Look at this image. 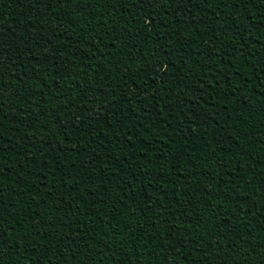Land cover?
<instances>
[{
	"label": "trees",
	"instance_id": "16d2710c",
	"mask_svg": "<svg viewBox=\"0 0 264 264\" xmlns=\"http://www.w3.org/2000/svg\"><path fill=\"white\" fill-rule=\"evenodd\" d=\"M0 264H264V0H0Z\"/></svg>",
	"mask_w": 264,
	"mask_h": 264
}]
</instances>
